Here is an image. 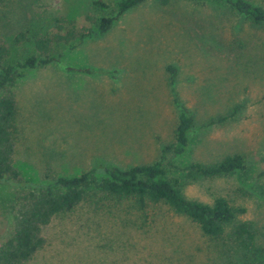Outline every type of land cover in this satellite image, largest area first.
<instances>
[{
  "label": "rangeland",
  "instance_id": "374dc122",
  "mask_svg": "<svg viewBox=\"0 0 264 264\" xmlns=\"http://www.w3.org/2000/svg\"><path fill=\"white\" fill-rule=\"evenodd\" d=\"M96 1L1 0L8 61L34 54L33 39L51 33L55 17L79 28L116 17L121 0H101L105 8ZM248 1L264 8V0ZM20 32L27 41L15 45ZM13 90L19 109L14 165L28 183L24 189L47 184L48 168L73 178L97 166L125 170L161 160L187 199L211 204L224 197L245 209L237 221L254 226L250 262L264 264V30L246 15L220 0H146L105 34L58 45L54 61L27 71ZM181 112L193 117L189 145L161 159ZM227 112L233 118L210 124ZM235 154L244 156L245 169L226 177L192 179L185 170ZM17 189L0 183V243ZM133 204L88 196L44 227L46 245L29 264L246 262L233 243L208 239L166 205L137 211Z\"/></svg>",
  "mask_w": 264,
  "mask_h": 264
},
{
  "label": "trees",
  "instance_id": "16d2710c",
  "mask_svg": "<svg viewBox=\"0 0 264 264\" xmlns=\"http://www.w3.org/2000/svg\"><path fill=\"white\" fill-rule=\"evenodd\" d=\"M145 1L121 0L117 4L116 17H101L90 28L76 27L63 16L55 17L52 20V32L36 36L33 39L35 53L23 61H8L10 46L0 38V183H13L18 187L6 206L5 217L9 221L1 238L0 264H29L46 245L44 227L54 217L72 212L88 196L99 193L133 201V208L137 211H143L150 205L164 204L175 214L197 224L208 239L220 241L223 246L228 241L233 243L236 251L245 258L244 264H255L250 262L248 256L249 252L256 249L254 226L249 221H237L245 213V209L232 205L224 197H216L211 204L187 199L178 182L166 177L161 160L125 170L97 166L73 178L56 176L48 168L43 173V177L50 180L47 184L24 189L28 183L14 165L19 112L13 90L16 82L24 78L27 71L54 61V51L58 45L82 42L105 34L119 16ZM220 1L231 5L239 13L246 15L253 25L264 30L263 7L248 0ZM94 5L97 8L106 7L101 0ZM23 41H27L25 32L16 34L12 39L15 45ZM167 70H172V67H167ZM233 116L234 113L227 112L213 119L210 124H222ZM192 127V115L181 112L174 142L162 148L161 159L167 154L178 156L186 151ZM244 169L245 158L240 154L225 156L210 165L194 163L185 167L188 177L192 179L226 177ZM97 173H104L106 176L100 178Z\"/></svg>",
  "mask_w": 264,
  "mask_h": 264
}]
</instances>
